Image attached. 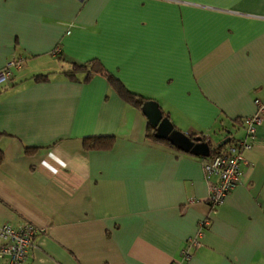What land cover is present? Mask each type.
Returning a JSON list of instances; mask_svg holds the SVG:
<instances>
[{
    "label": "crops",
    "instance_id": "0c3cea01",
    "mask_svg": "<svg viewBox=\"0 0 264 264\" xmlns=\"http://www.w3.org/2000/svg\"><path fill=\"white\" fill-rule=\"evenodd\" d=\"M11 56L23 60L0 88V224L38 229L23 264H169L205 216L184 264H264V115L210 212L197 157L146 139L102 76L62 74L97 58L181 132L241 139L234 120L264 102V0H0V68ZM102 135L110 148H82Z\"/></svg>",
    "mask_w": 264,
    "mask_h": 264
},
{
    "label": "built area",
    "instance_id": "2783aa9c",
    "mask_svg": "<svg viewBox=\"0 0 264 264\" xmlns=\"http://www.w3.org/2000/svg\"><path fill=\"white\" fill-rule=\"evenodd\" d=\"M22 57L11 56L0 68V88L10 83L12 70L20 67ZM254 112L241 119L244 137L228 145L221 153L208 155L199 159L203 171V179L207 185V204L212 212L222 202L229 190L241 180L239 164L243 161V154L251 148V139L255 128L264 115V102L253 98ZM209 218L205 216L197 223L196 233L185 239L178 256L169 264H184L191 257V250L199 243V238L208 225ZM38 229L31 224L12 226L8 223L0 224V257L6 259V264H23L27 250L33 236Z\"/></svg>",
    "mask_w": 264,
    "mask_h": 264
},
{
    "label": "trees",
    "instance_id": "16d2710c",
    "mask_svg": "<svg viewBox=\"0 0 264 264\" xmlns=\"http://www.w3.org/2000/svg\"><path fill=\"white\" fill-rule=\"evenodd\" d=\"M62 74L68 78H77V76L81 74L82 81H87L94 75H100L106 80L108 85L114 90V92L118 95L120 99L130 104L139 111L144 101L152 100L143 95H140L139 93L130 91L127 88H125V86L116 77H114L109 71H107L103 67V65L97 58H91L84 62L70 61V68L66 71H63ZM48 78H49V73L35 74L32 75L31 77V79L34 82H46L48 81ZM159 110L162 116L168 117V115L165 112H163L160 108ZM234 121H236L237 124H240L241 126V119L240 120L236 119ZM153 132H154V128L151 127L148 124V122H146L145 131H144V137L146 139L170 147L174 149L178 154H188L178 151L177 149L172 147L165 139H158L154 137ZM1 134L2 133H0V136ZM193 136L195 135L192 134L188 135L189 138ZM201 139L204 141L202 136ZM223 139H225L223 142L220 141L221 143L219 145H214V146H211L209 141H206L209 147V155L221 153L228 145H231L232 143H235L238 140V138L233 137L231 134L225 135ZM113 141L114 138L112 135L85 136L82 137L81 139V145L84 150H104L110 148L113 144ZM191 156H195V155H191ZM195 157H197L198 159L202 158V156H195ZM1 160H2V151L0 150V162Z\"/></svg>",
    "mask_w": 264,
    "mask_h": 264
},
{
    "label": "water",
    "instance_id": "95a60500",
    "mask_svg": "<svg viewBox=\"0 0 264 264\" xmlns=\"http://www.w3.org/2000/svg\"><path fill=\"white\" fill-rule=\"evenodd\" d=\"M140 111L144 115L146 122L154 128V137L165 139L172 147L183 153L202 157L209 155L207 142L203 141L200 136L189 138L187 134L174 128L168 117L161 115L156 101H144ZM224 140H221V142Z\"/></svg>",
    "mask_w": 264,
    "mask_h": 264
}]
</instances>
